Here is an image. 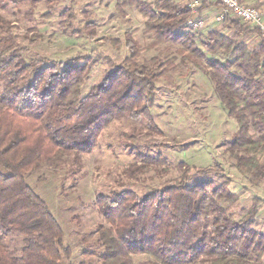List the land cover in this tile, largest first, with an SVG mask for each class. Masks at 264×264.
<instances>
[{
    "label": "trees",
    "instance_id": "obj_1",
    "mask_svg": "<svg viewBox=\"0 0 264 264\" xmlns=\"http://www.w3.org/2000/svg\"><path fill=\"white\" fill-rule=\"evenodd\" d=\"M42 1L0 0V10ZM117 1L148 19L146 28L152 36L182 46L179 54L214 83L227 115L238 126L229 150L236 170L252 185H264V85L259 80L264 76V40L258 47L243 41L260 34L259 29L225 22L199 48L195 31L186 26L191 11L179 0ZM95 26L88 21L89 31L77 35L94 39ZM11 28L0 16V79L5 82L0 96V264H63L72 253L65 245L62 225L26 176L72 153L92 152L115 121L149 117L157 83L170 67L156 58L141 62L140 45L126 37L129 56L119 65L109 61L112 70L82 97L89 63L73 62L63 69L61 63H27L12 37L2 36ZM221 53L234 60H208ZM136 169L128 172L135 174ZM230 184L229 178L219 186L172 181L143 197L129 189L98 195L99 211L109 226L98 229L104 248L101 264H133L132 257L138 255L151 259L140 264L262 263L264 232L257 228V217L264 199L254 197L236 215L226 207L239 201ZM12 235L25 239L21 255L4 241Z\"/></svg>",
    "mask_w": 264,
    "mask_h": 264
},
{
    "label": "rangeland",
    "instance_id": "obj_2",
    "mask_svg": "<svg viewBox=\"0 0 264 264\" xmlns=\"http://www.w3.org/2000/svg\"><path fill=\"white\" fill-rule=\"evenodd\" d=\"M55 1L11 4L0 10V16L12 25L2 36L12 37L17 53L27 63H61L62 69L73 62L89 63L82 97L112 70L109 61L119 65L129 56L126 37L140 45L141 62L156 58L170 67L157 83L156 103L149 117L115 121L104 130L92 152L79 156L72 153L26 176L28 185L62 225L65 245L72 253L63 264H101L104 248L98 229L108 224L99 211L98 195L129 189L143 197L164 189L172 181L190 185L212 182L219 186L229 178L234 181L230 189L239 201L226 207L239 215L250 206L254 194L263 193L261 187L255 189L249 177L236 170V160L229 150L238 132L237 123L227 115L210 78L179 54L182 46L152 36L146 28L148 19L117 0ZM88 21L96 25L94 39L77 35L82 30L89 31ZM221 28L222 25L209 23L203 30L195 31L198 47L202 48L210 32ZM212 58L234 60L226 53L208 56V60ZM234 71L243 74L238 68ZM259 80L264 85V76ZM4 87L5 82L0 79V96ZM133 167H137L135 174L128 172ZM245 186L255 193H247ZM262 218L257 219V228L264 232ZM24 240L12 235L4 241L16 255H21ZM132 259L133 264L151 260L146 255Z\"/></svg>",
    "mask_w": 264,
    "mask_h": 264
},
{
    "label": "built area",
    "instance_id": "obj_3",
    "mask_svg": "<svg viewBox=\"0 0 264 264\" xmlns=\"http://www.w3.org/2000/svg\"><path fill=\"white\" fill-rule=\"evenodd\" d=\"M191 11L192 17L186 26L192 31H201L209 23L223 25L237 22L258 28L264 34V16L256 7L244 5L240 0H179ZM206 4V6H205ZM217 4V5H215Z\"/></svg>",
    "mask_w": 264,
    "mask_h": 264
},
{
    "label": "crops",
    "instance_id": "obj_4",
    "mask_svg": "<svg viewBox=\"0 0 264 264\" xmlns=\"http://www.w3.org/2000/svg\"><path fill=\"white\" fill-rule=\"evenodd\" d=\"M240 1L244 5L258 8V10H260L262 12L263 16H264V0H240ZM259 32H260V34H252V35H249L248 37H246L245 39H243V41L246 44H248L249 47H258L259 44L264 40V34L260 30H259ZM229 33L231 34V32H228V34ZM262 160H263V163H264V158H262ZM231 184H234V181L233 182L231 181ZM259 187H261L262 192H263L261 195L254 194L255 191L252 188H250L249 186H245V188L248 189L247 193L248 192H250V193L252 192V195L254 194L253 198L254 197H259L261 199H264V185L262 184L260 186H255V189H258ZM252 199H250L251 202H252ZM261 216L263 217L262 219L264 220V206L262 207V209H261V211L259 213L258 218L261 217Z\"/></svg>",
    "mask_w": 264,
    "mask_h": 264
}]
</instances>
